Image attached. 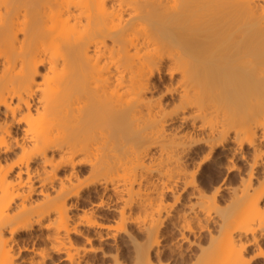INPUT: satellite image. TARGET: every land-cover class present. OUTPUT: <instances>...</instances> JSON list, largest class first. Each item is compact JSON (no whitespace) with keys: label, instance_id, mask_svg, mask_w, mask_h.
Instances as JSON below:
<instances>
[{"label":"bare ground","instance_id":"obj_1","mask_svg":"<svg viewBox=\"0 0 264 264\" xmlns=\"http://www.w3.org/2000/svg\"><path fill=\"white\" fill-rule=\"evenodd\" d=\"M163 1L0 0V264L33 231L23 262L53 250L78 262V225L127 232L133 264H250L254 242L264 260V185L241 202L264 181V17L245 0L223 12ZM155 72L168 108L151 96ZM207 166L216 184L201 182ZM175 187L188 202L171 213ZM223 191L232 205L218 210ZM100 207L117 217L99 220Z\"/></svg>","mask_w":264,"mask_h":264},{"label":"rangeland","instance_id":"obj_2","mask_svg":"<svg viewBox=\"0 0 264 264\" xmlns=\"http://www.w3.org/2000/svg\"><path fill=\"white\" fill-rule=\"evenodd\" d=\"M141 1L142 0H137V2H139V3ZM242 1H244V0H218L217 4L215 5V11L223 12L222 11L223 9H226V8L232 9L235 7V5L241 4ZM245 1H248L249 3L255 5V14L256 15H260L261 17H264V0H245ZM174 3H175V0H164L159 5V10L161 12H167L169 10V8ZM231 11L232 10H230V12ZM165 51L167 52V50H165ZM167 60H168L167 58L163 59L164 67H165L166 62L168 63ZM39 69L42 70V67H39ZM168 79H169V77L167 76L166 73L155 72L153 75V78H152L155 87L151 91L152 95L149 93L154 98H157L160 95L161 102H163V104L166 105L167 108L172 105L171 103H173L171 98H169L170 97L169 94L166 92V89H165L166 87H164L169 82ZM169 104H171V105H169ZM13 149H14V151H17L16 147ZM234 161L236 164H239L243 169L246 168V166L244 167V165L246 163H244L242 160L235 159ZM210 169H212V170H210ZM218 170L213 171V168H211L210 166H207L204 169V171L202 172L201 179L203 181H201V182L205 185H210V183H214V182H215L214 184H216L217 182H219V181H217V182L216 181H210V179L213 180V178H216L218 173H220V169H218ZM61 172L62 171H60V173ZM210 172H211V174H209ZM228 180L229 181H226V182L230 183V185L232 187L238 186V184L240 183V181H238V171L233 170L230 173ZM263 185H264V181H252L251 187L249 188L248 192L244 195L241 202L245 199L252 198L258 191L261 190ZM178 187H175L176 189L174 188L175 190H177V192L174 191L175 192L174 194H179V198H178L177 202L174 203L173 205H171V207L169 208L171 213L174 211L180 210L181 208L184 207L186 202H188V199H187L188 196H187L186 191L183 189H179ZM226 196H227V193L224 191H223V193H221L220 195L217 196L216 201H215V208H218V210H221V209L223 210L225 207L232 205ZM172 197H173L172 192H165V194H164V200L165 201H169V202L171 201L172 202ZM33 198L39 199L40 196L34 194ZM94 199L96 200V197L92 198V200H94ZM263 201H264V198L262 201H260V204H259L262 211H264V204H262V203H264ZM184 202H185V204H184ZM82 205H83V207H85L87 204L86 203L83 204L80 202L77 206L70 207L69 212L71 214L73 213L74 215L77 214L78 210L80 211L83 208ZM134 208L133 209L136 212L138 209H137V207H134ZM116 212H117L116 210L106 209V208L100 207L99 209H97L96 214L101 215L99 217V220H101V221L104 220V222L105 221L109 222V220L112 221L113 218L117 217L116 215H118V213H116ZM138 214L142 215V213H138ZM111 217H113V218H111ZM164 221H166V220H163V224H165L167 222L166 221L164 223ZM263 223H264V221H263ZM165 225L161 226V229L163 231V235H164V233H166L165 234L166 236L164 235V239L162 242H166V241H168L167 239H169V236L167 235L168 234V232H167L168 228ZM134 227H135V224H133L132 222L127 223V228L129 230H131V229L133 230ZM78 228H79L78 232H71L69 236L72 239L73 244L80 247L79 248L80 251H79L78 255H79V259H80V257H81V259L78 260V262L74 261L71 264H133L134 263L133 259H134V253L135 252H134V246L133 245H135V242L130 241V239H128V235L124 234L127 232L121 231V232H118L117 234H115L114 235L115 237L113 236V237L101 238V237L95 236L96 234L92 233V232H94V228H92V227H85V226L78 225ZM38 233H39L38 231H33L32 233H23L21 236H18V242L15 245V247H16L15 251L16 250L18 251V249H19V251L18 252L16 251L17 254L15 257V262H16L15 264H26V262H23L22 259L24 257L26 258V256L28 257V256L33 255L30 252H27L26 250H23L20 248H23V246H25V245L30 247L33 244V242L35 243L36 241L37 242L40 241V238L38 236L36 238V236H35ZM203 233H205V231H203ZM138 237H139V239H138ZM138 237H137L138 243H142L144 240L143 237H140L139 235H138ZM165 237H167V238H165ZM22 239H23V241H22ZM173 241H176V239L174 238ZM174 243L178 244L177 241ZM255 243L256 242H254V243H252L246 247V249H245L246 258L249 260L250 264H263L264 260L256 252L258 249L257 248L258 243H256V244ZM183 245L185 246L186 243H184ZM259 245H260L259 247L261 249H263L262 251H264V241L260 240ZM83 246H84V248H83ZM258 251H259V249H258ZM255 252L258 255L254 256ZM166 253H167V251H166ZM34 259L37 260V262L35 264H70L69 263L70 261H68V258H66L64 251H59V250L51 251L49 253V255L46 256L43 260H41V258L38 255H34ZM162 260L159 262L154 258L152 262L154 264H164L165 261H162Z\"/></svg>","mask_w":264,"mask_h":264}]
</instances>
